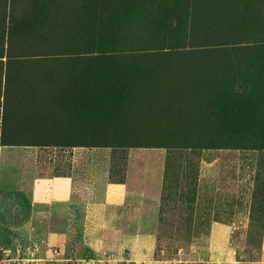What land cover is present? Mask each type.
Segmentation results:
<instances>
[{
	"label": "rangeland",
	"instance_id": "1",
	"mask_svg": "<svg viewBox=\"0 0 264 264\" xmlns=\"http://www.w3.org/2000/svg\"><path fill=\"white\" fill-rule=\"evenodd\" d=\"M15 1L0 3V264H264V138L244 133L264 125V0H131L104 39L94 0ZM102 45L125 53L128 86L78 118L64 98L94 88L84 56ZM30 166L21 192L9 174Z\"/></svg>",
	"mask_w": 264,
	"mask_h": 264
},
{
	"label": "trees",
	"instance_id": "2",
	"mask_svg": "<svg viewBox=\"0 0 264 264\" xmlns=\"http://www.w3.org/2000/svg\"><path fill=\"white\" fill-rule=\"evenodd\" d=\"M25 0H21L20 3H23L21 5H24L22 7V11L27 8L29 1L34 0H26V2H23ZM15 0H3V2L0 3L6 6L9 4V9L13 8ZM40 3H36L34 1L33 7H37V10H45L44 7L45 1L38 0ZM93 3V13L94 12H101L105 18L110 19V24L107 26V30L109 32H102L100 27L97 31V33L94 32V29L92 33H95L99 36L100 39H104L106 36L113 35L114 32V26L116 23H122L124 20V16L130 12V9L132 8L133 1L131 0H94V2H90V4ZM137 3V2H136ZM103 8H106L104 11ZM34 12V8L31 10ZM41 13V14H40ZM39 14L42 15V12ZM17 16V15H16ZM12 18L10 21L17 22V18ZM118 16V19L115 24H113V19ZM32 15L29 14L26 18H24V21L20 24L16 23L17 26H22L23 28H26L30 23ZM39 20H41L39 18ZM20 22V21H19ZM89 25V24H87ZM89 25L88 27H90ZM14 26H12L13 28ZM9 29V27H8ZM91 33V35H92ZM100 46V51L97 55H91L89 52L86 53V56H84L85 61H87L88 66L87 68H90L92 70L91 73L85 74L87 75L86 84H89L88 87L94 88L91 90L85 89V83L84 82H77V80L73 83L71 93L69 95H66L64 99H66L67 103L72 107L73 113L79 118L82 117L83 114L91 109V107L94 109V102L97 101V99L100 102V105L104 106L107 104L108 106H112L116 98L120 97L122 95V92H124L127 89L128 83L124 80V76L127 74V72L121 67L123 60L126 59L125 53L119 52L117 50H113L112 53L107 51V47ZM88 56L91 59L88 58ZM96 56V57H95ZM101 59V60H100ZM106 59H110V61H107ZM90 63L96 64V68L94 65H91ZM80 74V73H79ZM95 84V85H94ZM83 85V86H82ZM95 90V95H94ZM112 94V95H111ZM111 97L109 98V96ZM112 99V100H111ZM105 109V108H104ZM261 117V115H258ZM260 121V120H259ZM245 136L251 134H257L264 138V125H257L253 124L252 126H249L246 131L244 132Z\"/></svg>",
	"mask_w": 264,
	"mask_h": 264
},
{
	"label": "crops",
	"instance_id": "3",
	"mask_svg": "<svg viewBox=\"0 0 264 264\" xmlns=\"http://www.w3.org/2000/svg\"><path fill=\"white\" fill-rule=\"evenodd\" d=\"M76 150L79 151L80 149H76ZM76 150H75V152H77ZM35 164H36V162H35ZM31 172H32V170H31V166H30V168H28L26 170L22 168V171H18V173L14 172L13 174H9L10 176H12V181H13L14 185H16V184H18V186L21 185V187H18L19 191L31 192L33 185H35V180L33 181V176H32ZM28 178H29V180H27ZM1 179L3 180V183H4V181H6V179L4 180L2 177H1ZM81 188H83V186H81V185H72L70 190H71V193H78L79 194L81 192ZM7 200H8L7 196H4V194H0V219H2L4 222L6 220L12 221V219H13L9 215V209L8 208L7 209L2 208L3 205L5 204V202H7Z\"/></svg>",
	"mask_w": 264,
	"mask_h": 264
}]
</instances>
